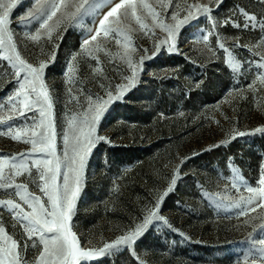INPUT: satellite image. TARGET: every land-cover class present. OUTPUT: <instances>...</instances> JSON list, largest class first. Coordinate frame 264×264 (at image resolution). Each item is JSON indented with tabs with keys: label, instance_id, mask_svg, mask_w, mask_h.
<instances>
[{
	"label": "rangeland",
	"instance_id": "374dc122",
	"mask_svg": "<svg viewBox=\"0 0 264 264\" xmlns=\"http://www.w3.org/2000/svg\"><path fill=\"white\" fill-rule=\"evenodd\" d=\"M91 2L100 5L98 15H82L72 24H62L51 41L43 34L38 42L26 39L36 34L38 21L27 26L19 23L35 0H20L10 14L13 43L21 58L33 66L47 64L44 83L53 100L57 154L61 157L66 147L62 135L68 133L72 142L68 121L73 116L77 123L82 119L88 97L93 101L107 99L108 91L115 95L116 86L127 83L125 77L131 71L125 52L136 63L142 56L150 57L144 60L135 85L108 105L98 123L96 135L105 139L96 142L87 158L70 221L81 246L102 247L134 227L143 219L145 206L156 203L179 168L173 191L161 204V215L178 231L159 222L150 226L134 245L144 264H253L254 260L260 264L257 250L261 246L253 242L264 239V229L258 227L264 224V209L238 216L240 209L218 208L209 197L218 194L239 199L250 195L245 187H259L264 133L253 130L264 126V83L257 79L264 68L250 62L264 63V29H253L245 13L254 15L256 23L264 22V0H222L219 5L216 0H147L166 24L175 23L173 13H178V19L187 15L186 5L199 3L211 12L198 15L180 29L175 51L169 52L163 44L157 53L156 45L167 33L147 10L138 9L145 28L141 29L129 13L121 33L98 38L102 51L95 52L97 42L90 43L95 59L82 53V40L89 29L94 33L99 19L117 0ZM57 18H61L60 13L50 23ZM246 21L248 28L244 27ZM204 36H208L207 41ZM237 43L242 46L237 47ZM229 54L241 64L238 73L225 70ZM3 55L12 53L0 48V57ZM70 62L72 74L67 72ZM14 73L9 61L0 60V102L4 105L0 118L11 114L7 97L18 87L10 82L15 80ZM249 84H253L252 89ZM23 124L13 122V127ZM7 131V125L0 126V132ZM238 132L246 134L239 136ZM31 151L32 145L23 139L0 135V155L16 156L19 163L23 159L20 154ZM27 163L31 166V158ZM233 169L241 177L239 190L232 187ZM35 173L33 168L31 174L25 173L15 182L26 183L30 192L40 195L38 177L32 182ZM14 191L0 189V199L18 201ZM0 225L13 238L27 242L14 213L0 210ZM33 239L26 248L29 264L38 255L37 248L42 250L38 238ZM82 264H139V260L127 249H119Z\"/></svg>",
	"mask_w": 264,
	"mask_h": 264
},
{
	"label": "snow or ice",
	"instance_id": "6c2138e0",
	"mask_svg": "<svg viewBox=\"0 0 264 264\" xmlns=\"http://www.w3.org/2000/svg\"><path fill=\"white\" fill-rule=\"evenodd\" d=\"M19 2L20 0H7V2L0 0V48L12 53V55H3L0 60L9 61L15 68V80L10 82L18 85L14 92L7 97V103L11 105V114L6 118H0V126L7 125L8 131L6 133L0 132V135H8L15 141L23 139L25 143L32 145V151L21 153L23 159L19 163L15 162L16 156L0 155V189H14V196L19 198L18 201L13 198L0 199V210L7 209L10 213H14L17 224L23 228L21 236L26 237L27 242L34 243L33 238H38L42 250L37 248L38 255L31 264H82V262H90L104 257L106 254H112L114 250L119 249H127L130 255L139 260V264H144L134 245L140 237L150 230V226L159 222L167 229L178 231L166 217L161 215V204L168 193L173 191L179 178V168L176 169L177 175L172 177L170 186L157 199L156 203L145 206L143 219L127 230L125 234L116 237L111 242H105L102 247L83 248L70 226V221L81 191L80 184L87 158L96 142L105 139L96 135L98 123L108 105L119 100L135 85L142 71L144 60L150 57L142 56L139 63H136L128 52H125L124 58L127 59V65L131 71V75L125 77L127 83L117 85L115 95L108 91L107 99L97 98L93 101L91 96L88 97V108L82 111V119L77 123L76 117L73 116L68 121L69 128L72 130V142L69 143L68 133L62 135L61 139L66 147L61 157L57 154V133L52 111L53 100L44 83V72L47 64L40 62L38 66H33L32 63L26 62L16 51V45L13 43L10 14ZM216 3L219 5L222 0H216ZM99 7L100 5H93L91 0H78L76 3H72L71 0H35L33 8L20 19L19 23L27 26L33 21H38L39 27L36 34L28 35L26 39L38 42L43 34L51 41L53 33L62 24H72L82 15H98L97 9ZM138 9L147 10L153 20L158 21V26L167 33L166 39L156 45L157 53L163 44L168 45L169 52L175 51L176 36L180 29L189 24L190 21L196 20L198 15L211 12L208 6L199 3L186 5L187 15L178 19V13H173L172 20L175 23L166 24L159 19V14L147 0H117L99 19L94 33L92 29H89V35L83 38L82 53H86L88 57L95 59L94 50L88 47L90 43L97 42L95 52L102 51L98 38L101 37V34L104 38H110L113 33H121L123 21L128 18L129 13L140 24L141 29H144L145 25L141 23ZM164 9L167 11V5L164 6ZM58 13L61 14V18H57L55 23L51 24L50 22L53 21L54 17H57ZM245 15L248 21L253 22L251 24L253 29L257 27L264 29V22L256 23L257 18L254 15L248 16L247 13ZM213 23L215 24V21ZM235 26L239 27V25ZM249 26L246 21L244 27L248 28ZM203 39L207 41L208 36H204ZM116 43L119 44L120 41L117 39ZM236 46L241 47L242 45L237 43ZM220 48H224V44H220ZM54 54L53 52L52 58H54ZM229 56L225 70L230 68L231 71L238 73L241 64L231 58V54ZM72 59L75 60L76 57L74 56ZM261 59L264 60V57ZM250 63H255L257 67L264 68V63L255 61ZM5 70H7L6 66ZM73 71L74 67L70 62L67 72L72 74ZM257 79L264 83V74L258 73ZM247 87L252 89L253 84H249ZM71 91L69 89V94ZM2 99L0 98V101ZM3 106V103L0 102V107ZM28 113H32V115L29 116ZM19 121H24L25 124L14 128L13 122ZM27 121H31V124L27 125ZM29 128L31 129L30 136L28 135ZM253 131L264 133V126L257 127ZM245 134L244 132L237 133L239 136ZM30 158L31 166L27 163ZM183 163L184 160L181 161V165ZM33 168L36 173L32 182L35 183V178L38 177L41 183H37L36 186L39 188L40 195L30 192L26 183L15 182V178L25 173L31 174ZM6 169L9 170L7 173ZM233 172L232 187L239 190L241 177L235 169ZM258 184L259 187H245L244 190L250 195L241 196L239 199H231L228 196L220 197L218 194L215 198L209 197V199H215L218 208L240 209L238 216H248L250 212H256L258 208L264 209V165L261 166ZM226 200L230 202L225 203ZM258 227L264 229V224L258 225ZM253 231H256V228ZM249 235L251 236V234ZM27 242L13 238L12 235L6 233L5 227L0 225V264H29L26 256ZM253 243H258L261 246L257 251L260 256V264H264V239ZM253 264H256L255 260Z\"/></svg>",
	"mask_w": 264,
	"mask_h": 264
}]
</instances>
